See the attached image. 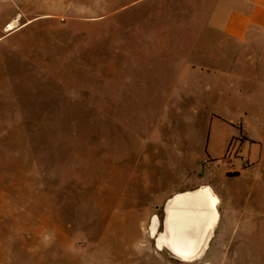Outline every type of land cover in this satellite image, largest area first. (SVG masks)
Here are the masks:
<instances>
[{
    "label": "rangeland",
    "instance_id": "obj_1",
    "mask_svg": "<svg viewBox=\"0 0 264 264\" xmlns=\"http://www.w3.org/2000/svg\"><path fill=\"white\" fill-rule=\"evenodd\" d=\"M202 5L0 0V264H264V65L205 49V68L228 74L148 73L146 57L154 70L195 41ZM233 102L247 127L204 108ZM214 119L237 131L218 159L234 131ZM203 185L220 224L205 255L183 261L158 248L153 220L163 232L167 201Z\"/></svg>",
    "mask_w": 264,
    "mask_h": 264
},
{
    "label": "crops",
    "instance_id": "obj_2",
    "mask_svg": "<svg viewBox=\"0 0 264 264\" xmlns=\"http://www.w3.org/2000/svg\"><path fill=\"white\" fill-rule=\"evenodd\" d=\"M203 4L201 8L204 6V8L209 9L208 13H193L191 15L200 18L198 24L201 26V29L195 32V41H179L175 42L171 47H167L166 49L179 51V53L172 55L177 56L178 61L174 62V58H171L170 54H160L159 56L161 57L157 58V64H155L154 70L150 64L151 57H146L149 66L148 73L159 72L158 68L161 69V72L165 73L169 66L176 65L178 67V76H180L182 81L198 80V78L189 79L188 77L191 75L199 77L202 80L207 79L209 82H213L220 75L228 74V72L220 73L221 70L218 69L205 68L206 64L196 57L198 52L204 51L205 49L214 50L215 54L219 57L220 53H224L230 50V48L233 51L235 49L240 52L249 51L248 56L251 59L259 60L260 64L264 65V0H203ZM181 14L185 16L184 13ZM206 34L213 36L215 41L211 44L202 41ZM141 50L140 54L144 55L143 49ZM187 51L191 52L187 53ZM175 59L177 60V58ZM218 61L221 64V57ZM137 66H140V64ZM137 72L138 69L135 67L134 74ZM207 107V110L211 114H219L230 123L243 122L245 124L248 121L246 120L248 109L245 105L241 106V104L233 102L226 109L214 103L210 105L204 104V108ZM263 121V118L259 119L261 125ZM214 123L220 124L224 129L228 127L232 128L234 131V133L227 134L228 130H225L226 136L221 139L220 143L218 142L219 154L217 158H214L218 159L226 153L230 141L237 135V131L235 127L222 123L217 119L211 121L210 129ZM248 124H250L249 121L245 126L247 127ZM209 149L210 144L208 151Z\"/></svg>",
    "mask_w": 264,
    "mask_h": 264
},
{
    "label": "bare ground",
    "instance_id": "obj_3",
    "mask_svg": "<svg viewBox=\"0 0 264 264\" xmlns=\"http://www.w3.org/2000/svg\"><path fill=\"white\" fill-rule=\"evenodd\" d=\"M16 22L9 23L5 32L15 31ZM220 203L210 185L175 194L165 205L163 232H157L160 222L156 217L153 220L152 232L157 233L158 248H167L183 261L204 256L220 224Z\"/></svg>",
    "mask_w": 264,
    "mask_h": 264
}]
</instances>
